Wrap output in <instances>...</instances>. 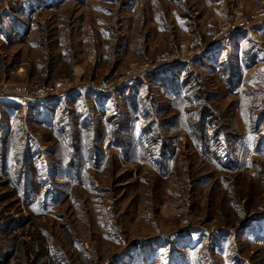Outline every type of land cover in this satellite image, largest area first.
Masks as SVG:
<instances>
[{"label": "rangeland", "instance_id": "obj_1", "mask_svg": "<svg viewBox=\"0 0 264 264\" xmlns=\"http://www.w3.org/2000/svg\"><path fill=\"white\" fill-rule=\"evenodd\" d=\"M6 86L0 264H264V0H0Z\"/></svg>", "mask_w": 264, "mask_h": 264}, {"label": "built area", "instance_id": "obj_2", "mask_svg": "<svg viewBox=\"0 0 264 264\" xmlns=\"http://www.w3.org/2000/svg\"><path fill=\"white\" fill-rule=\"evenodd\" d=\"M244 26L245 24L240 25V27H244ZM176 61H177L176 58H172V59L166 58L157 63H152L149 66L145 67V69H142V71L139 72V74L133 73V72L129 73V76L125 79V82L134 81L135 79L144 76L146 72H149V71L154 72L160 69L161 67L168 66L171 63H174ZM86 86L88 87V89H90L92 92L96 93L97 95H102V94H105L106 92L111 91V86L109 84H106L105 82H102L100 84H96L92 82V83L87 84ZM54 96L55 95H49L45 91H42V90L32 92L25 87H19V88H13V87H8V86L0 87V110L5 105L17 104L15 103L13 99H20L21 103L19 104L22 107V111L26 113V111L35 102L51 100L52 98H54Z\"/></svg>", "mask_w": 264, "mask_h": 264}]
</instances>
